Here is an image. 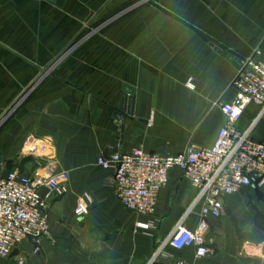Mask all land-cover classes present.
Segmentation results:
<instances>
[{
    "label": "crops",
    "instance_id": "0c3cea01",
    "mask_svg": "<svg viewBox=\"0 0 264 264\" xmlns=\"http://www.w3.org/2000/svg\"><path fill=\"white\" fill-rule=\"evenodd\" d=\"M256 49L264 59V0H0V170L68 174V192L49 200L39 253L31 239L20 247L26 264H147L179 222L195 229L198 189L180 169L156 211L140 215L117 197L115 168L97 159L139 146L163 155L211 146ZM125 86L135 103L123 128ZM237 125L264 141L259 105ZM33 138L44 153L28 151ZM86 192L89 213L79 218ZM208 222L206 257L166 250L195 264H264V190L223 197L222 216Z\"/></svg>",
    "mask_w": 264,
    "mask_h": 264
},
{
    "label": "built area",
    "instance_id": "2783aa9c",
    "mask_svg": "<svg viewBox=\"0 0 264 264\" xmlns=\"http://www.w3.org/2000/svg\"><path fill=\"white\" fill-rule=\"evenodd\" d=\"M188 85L193 87L192 78ZM236 96L222 104L226 115L211 146L189 145L176 154H159L139 146L131 152L100 155L98 165L115 168V193L131 211L140 215L153 214L157 209L160 191L168 184L173 169H180L197 187L198 193L191 211L199 206L200 220L195 229L179 222L165 243L151 256L147 264H195L175 257L166 246L178 250L195 248L196 258L209 253L205 238L210 230L208 217L219 218L223 213V197L245 188L264 190V141L252 138L250 130L242 131L237 123L249 104L261 107L264 114V59L256 49L243 60L233 81ZM46 145L33 138L28 142L32 154L44 153ZM68 192V174L56 172L42 174L35 171L27 175L19 171L0 170V258L6 264H26L20 253L11 257L26 239L34 243L39 253L42 239L49 233V200ZM89 193L78 200L75 215L83 218L89 213ZM149 229L150 224L137 223Z\"/></svg>",
    "mask_w": 264,
    "mask_h": 264
},
{
    "label": "water",
    "instance_id": "95a60500",
    "mask_svg": "<svg viewBox=\"0 0 264 264\" xmlns=\"http://www.w3.org/2000/svg\"><path fill=\"white\" fill-rule=\"evenodd\" d=\"M52 1H56V3L58 5H63L65 0H52ZM134 103H135V90L134 88L130 87V86H125L123 89V94L121 95L120 98V103H119V110L116 112V116L117 117H121L123 120V128L125 125V116H123V112L124 113H128V114H133L134 111ZM2 162V158L0 157V164ZM20 253L19 249H16L11 257L17 255Z\"/></svg>",
    "mask_w": 264,
    "mask_h": 264
},
{
    "label": "rangeland",
    "instance_id": "374dc122",
    "mask_svg": "<svg viewBox=\"0 0 264 264\" xmlns=\"http://www.w3.org/2000/svg\"><path fill=\"white\" fill-rule=\"evenodd\" d=\"M151 258V257H150Z\"/></svg>",
    "mask_w": 264,
    "mask_h": 264
}]
</instances>
